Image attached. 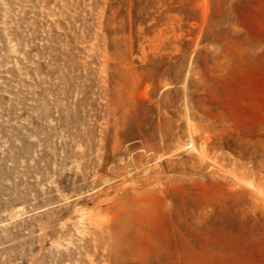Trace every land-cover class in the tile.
Wrapping results in <instances>:
<instances>
[{"label":"rangeland","instance_id":"obj_1","mask_svg":"<svg viewBox=\"0 0 264 264\" xmlns=\"http://www.w3.org/2000/svg\"><path fill=\"white\" fill-rule=\"evenodd\" d=\"M0 264H264V0H0Z\"/></svg>","mask_w":264,"mask_h":264},{"label":"bare ground","instance_id":"obj_2","mask_svg":"<svg viewBox=\"0 0 264 264\" xmlns=\"http://www.w3.org/2000/svg\"><path fill=\"white\" fill-rule=\"evenodd\" d=\"M191 144H192V147L194 146V141L193 140H191Z\"/></svg>","mask_w":264,"mask_h":264}]
</instances>
